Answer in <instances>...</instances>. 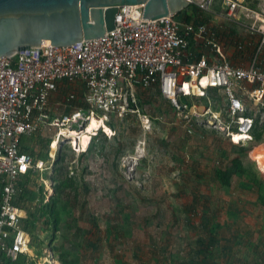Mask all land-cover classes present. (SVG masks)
<instances>
[{
    "label": "rangeland",
    "instance_id": "374dc122",
    "mask_svg": "<svg viewBox=\"0 0 264 264\" xmlns=\"http://www.w3.org/2000/svg\"><path fill=\"white\" fill-rule=\"evenodd\" d=\"M240 1L264 16V0ZM250 16L228 21L220 0H214L200 19L234 43L252 36ZM70 92L81 98L79 86L66 85L53 102L51 118L68 111L64 99ZM133 95L138 114L110 116L106 124L95 125L100 132L90 131V142L89 134L84 137L81 152L63 138L51 150L53 129L32 136L33 150L48 158L23 182L29 194L20 201L26 204L23 226L39 251L37 258L31 251L32 261L264 264V141L250 149L248 163L210 126V115H202L222 108L217 93L192 100L200 116L187 119V112L180 113L153 90L137 89ZM252 110L264 124V105ZM58 153L62 161L54 163ZM237 157L245 160L242 175L232 173ZM50 199L56 231L41 212Z\"/></svg>",
    "mask_w": 264,
    "mask_h": 264
},
{
    "label": "built area",
    "instance_id": "2783aa9c",
    "mask_svg": "<svg viewBox=\"0 0 264 264\" xmlns=\"http://www.w3.org/2000/svg\"><path fill=\"white\" fill-rule=\"evenodd\" d=\"M186 1L203 13L214 3ZM220 3L228 21L251 14L249 32L260 40L251 56L241 53V44L226 48L219 30L205 22L184 23L177 14L145 20L138 5L119 7L114 29L103 38L65 47H31L0 58V264L2 255L12 262L20 255L32 258L31 234L16 201L22 192L19 181L41 171L45 163L21 151L24 136L56 130L49 145L53 150L67 134L85 131L92 119L105 122L110 116L138 114L133 95L137 89L157 92L180 113L187 112L184 119L193 118L199 110L192 100L216 89L222 108L206 109L202 116L209 114L210 126L230 144L251 141L255 113H249L264 104V16L240 0ZM198 48L209 56H197ZM66 85L79 86L81 98L77 101L76 94L68 93V111L51 118L52 96ZM143 123H148L147 116ZM49 158L53 161V153Z\"/></svg>",
    "mask_w": 264,
    "mask_h": 264
},
{
    "label": "water",
    "instance_id": "95a60500",
    "mask_svg": "<svg viewBox=\"0 0 264 264\" xmlns=\"http://www.w3.org/2000/svg\"><path fill=\"white\" fill-rule=\"evenodd\" d=\"M142 6L145 20L185 10L186 0H0V58L31 47H65L103 38L121 6Z\"/></svg>",
    "mask_w": 264,
    "mask_h": 264
},
{
    "label": "trees",
    "instance_id": "16d2710c",
    "mask_svg": "<svg viewBox=\"0 0 264 264\" xmlns=\"http://www.w3.org/2000/svg\"><path fill=\"white\" fill-rule=\"evenodd\" d=\"M201 13L203 12H200L197 10V8H195L194 6L192 5H189L185 10H183L182 12L178 13L177 15H181L182 16V21L184 23H198V22H202L201 19H200V15ZM220 32V30H219ZM220 37L223 39V44L226 48H230V47H235L238 46L240 43L242 45V51L241 53L245 54V56H251L253 54V52H255V50L257 49L258 45H259V38L257 37V41L255 42V35H252V36H245V40L241 41V42H234L233 43V40L231 38H226L225 36H223L222 32H220ZM252 43L254 44V47H252ZM256 45V47H255ZM251 48H254L255 50L251 49ZM209 93H217L219 94L218 90L216 89H211L208 91ZM157 93V92H156ZM158 94V93H157ZM159 95V94H158ZM219 98H221L220 94H219ZM264 105V104H263ZM261 105H258L257 107H260ZM255 111L252 110L249 115H253ZM259 116L256 115V112H255V116H254V121H253V128H252V131H251V141L246 143L245 145L243 146H234L232 144H229L234 146V147H237L239 150H241L243 152V158H245V160H247V162L249 163L248 159L249 158V151L250 149L257 145V144H260L261 142L264 141V124H259ZM102 134H100L101 136ZM33 136V135H32ZM32 136H24L21 138L20 140V149L23 153L27 154L28 156H30L34 161H38V160H42V161H47L48 158L46 156V154L44 155H40L38 153H36L32 146L30 145V140L32 138ZM91 136V134H90ZM92 138V137H91ZM95 138V137H93ZM53 149V147H52ZM85 154V152L81 153V155ZM243 158H235L232 160V166H233V172L232 173H236V174H239V175H242L245 173V171L243 170L242 168V163L243 161H245ZM251 160V159H250ZM62 161V158L60 156V154L58 153L56 155V160L54 161V163H59ZM252 163V162H251ZM31 172L29 174H27L23 180H20L19 181V187L21 188L22 190V194L19 193L18 195V198H17V201H16V204L20 207V208H26V204L22 207V205L20 204V201H21V198L23 196H25V194H29L28 191H27V188H25L24 186V181H26L30 176H31ZM24 190V192H23ZM54 200L53 199H50V202H49V205H47V207L45 206V209H41V212L43 214H45L47 216V224L50 223L52 225V228L56 231L57 230V224H58V217H57V212L54 210ZM27 230L30 232V230L27 228ZM31 234V250L34 252H36V258L37 257H40L38 256L39 255V251H37V246H35L32 242V233L30 232ZM34 258H29L27 256H23V255H20L16 261L12 262L10 261L9 259H7L4 255H2V261H3V264H26V262H28V264H35L32 260Z\"/></svg>",
    "mask_w": 264,
    "mask_h": 264
},
{
    "label": "bare ground",
    "instance_id": "6f19581e",
    "mask_svg": "<svg viewBox=\"0 0 264 264\" xmlns=\"http://www.w3.org/2000/svg\"><path fill=\"white\" fill-rule=\"evenodd\" d=\"M100 123H104V122L103 121L99 122L98 120L92 119V120H90L89 123H87L85 131L82 130L81 133L80 132H74V133H71V134H67L66 139L69 141V143L71 145L74 146L75 149H77L78 152H81L83 147H84V143H85L84 137H86L87 134L90 135V133H89L90 131L91 132H95V133L100 132V131H98V128L95 127V125L100 124ZM104 124H106V123H104ZM103 131L107 132L108 129H103ZM90 141H91V136H90L89 142ZM89 142H88V146H89ZM55 147H56V144L53 146V149Z\"/></svg>",
    "mask_w": 264,
    "mask_h": 264
},
{
    "label": "crops",
    "instance_id": "0c3cea01",
    "mask_svg": "<svg viewBox=\"0 0 264 264\" xmlns=\"http://www.w3.org/2000/svg\"><path fill=\"white\" fill-rule=\"evenodd\" d=\"M177 18L178 19H182V16L180 15H177ZM182 21V20H181ZM183 22V21H182ZM201 55H206L207 57L209 56V52L207 51V50H202L201 48H198V51H197V56H201ZM59 93H61V90H59L56 94H54L53 96H52V99H51V105L55 108V103H53V102H55V100H56V98H57V95L59 94ZM52 110V109H51ZM249 158H250V156H249ZM251 159V158H250Z\"/></svg>",
    "mask_w": 264,
    "mask_h": 264
}]
</instances>
